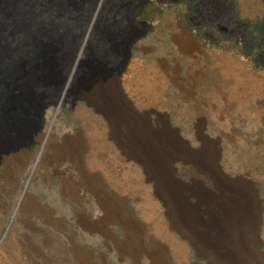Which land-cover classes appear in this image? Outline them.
<instances>
[{"label":"rangeland","instance_id":"obj_1","mask_svg":"<svg viewBox=\"0 0 264 264\" xmlns=\"http://www.w3.org/2000/svg\"><path fill=\"white\" fill-rule=\"evenodd\" d=\"M122 4L107 0L104 13ZM242 6L241 20H256ZM138 21L150 28L128 66L89 95L106 109L117 98V114L113 106L97 114L73 96L47 111L48 142L68 139L84 175L69 162L57 170L71 166L68 175H55L30 157H6L0 167V264H264V69L228 40L214 47L180 3L152 0ZM108 33L103 21L95 37ZM92 62L90 55L75 93Z\"/></svg>","mask_w":264,"mask_h":264},{"label":"water","instance_id":"obj_2","mask_svg":"<svg viewBox=\"0 0 264 264\" xmlns=\"http://www.w3.org/2000/svg\"><path fill=\"white\" fill-rule=\"evenodd\" d=\"M106 1L0 0V167L6 157L21 154L30 157L32 166L37 162L44 149L42 137L49 132L47 111L66 98L73 96V104L85 101L97 114L106 115V106L93 105L86 96L100 80L112 76L117 64L118 75L124 72L148 34L150 26L138 19L152 0H123L121 9L107 14ZM103 21L109 27L107 40L95 37ZM90 55L94 62L82 90L75 93ZM127 106L135 112L131 103ZM36 147L41 150L37 157L31 151ZM132 152L143 165L142 153ZM94 196L93 203L100 206Z\"/></svg>","mask_w":264,"mask_h":264},{"label":"flooded vegetation","instance_id":"obj_3","mask_svg":"<svg viewBox=\"0 0 264 264\" xmlns=\"http://www.w3.org/2000/svg\"><path fill=\"white\" fill-rule=\"evenodd\" d=\"M168 2L172 0H167ZM183 5L184 15L189 18L195 25L197 31L203 37L208 38L214 47L218 48L220 41L228 40L237 48L241 49L243 54L252 59L254 64L264 69V0H175ZM248 3L252 6V15L256 18L254 21H244L241 17L246 13V9L242 6ZM188 30L190 26L185 25ZM114 75L118 74V69L113 71ZM186 89L191 91L192 85L187 84ZM52 124L47 126L52 131L54 120L50 117ZM153 130H160V121H149ZM127 154L133 156L132 149L126 150ZM11 158V157H10ZM15 158H11L14 160ZM178 160H183L178 157ZM3 161L2 166L5 165ZM17 163V161H16ZM144 163V162H143ZM145 169V164L141 165ZM69 168V169H68ZM67 166L64 172L71 169ZM53 172V171H52ZM64 172L55 175H68ZM83 178V177H81ZM87 187L93 186L88 178H83ZM94 187V186H93ZM96 188V187H95ZM88 189V188H87ZM91 191V188H89Z\"/></svg>","mask_w":264,"mask_h":264},{"label":"bare ground","instance_id":"obj_4","mask_svg":"<svg viewBox=\"0 0 264 264\" xmlns=\"http://www.w3.org/2000/svg\"><path fill=\"white\" fill-rule=\"evenodd\" d=\"M190 40V39H189ZM186 50V49H185ZM188 54V53H187ZM225 64V63H224ZM227 65H228V63H227ZM222 67V66H221ZM224 68V67H223ZM224 76V75H223ZM253 82V81H252ZM257 82V81H256ZM254 83V82H253ZM258 84H259V82H258ZM260 85V84H259ZM255 86V85H254ZM249 87H250V85H249ZM252 89H254L253 87H251ZM256 89V88H255ZM111 95H112V93H111ZM112 96H115V94L113 93V95ZM86 98L89 100V102H90V96H86ZM99 98H100V101H102V100H104L105 102H106V100H108L107 98H108V96L106 97V95L104 94V96L103 95H100L99 96ZM106 99V100H105ZM92 101H94L93 99H92ZM113 101V103H111V102H109V104H108V102H107V104L109 105V108L107 107V109H106V112H108V110H110V106H113V104L114 105H116L117 104V98L115 99H113L112 100ZM104 102V103H105ZM91 103V102H90ZM118 105V104H117ZM112 109V108H111ZM117 107L115 106H113V109L111 110L112 112H114V113H116L117 112ZM117 114V113H116ZM133 124V123H132ZM52 131H49L48 133H47V135L46 136H44V137H42L43 138V140H44V149H43V152H44V150H46V151H49V150H51V156L50 157H45V154H43V152H42V154H41V156L38 158V160H37V162H35V163H33V167H35L37 164H39L40 163V165H42V166H47V165H49V164H52L51 166H53V168H54V170H53V172H55V173H58V168L60 167V165H62V163H64V162H69V163H71L72 164V166H74V170L79 174V176H83L84 174L82 173V165H81V160H80V156L79 155H77V153L74 151V149L72 150V151H70V147H72V143L71 142H69V141H65L64 142V145H62V146H58L57 144H58V142H56V140H53V139H51L49 142H48V140H49V138H50V136L52 135V133H51ZM62 141H63V139H61ZM137 148V147H136ZM49 153V152H48ZM79 156V157H78ZM15 158L14 160H16L17 161V163L18 164H22V161H23V159L24 158H26V157H28L27 155H23V154H21V155H15V156H11V158ZM15 161V162H16ZM67 172H70V171H67ZM86 179V178H85ZM84 181V180H83ZM86 183V182H85ZM95 194V193H94ZM99 204H100V206H99V208H101L102 210H106L105 209V206H103L102 204H101V202H100V199H99ZM27 210L26 211H31L32 210V208L31 207H27L26 208ZM104 212H106V211H104ZM110 214L112 215V216H114L115 217V220H116V223H120V224H122V227L124 228V223L123 222H121L120 221V218H119V214L115 211H113V209L110 211ZM129 226V225H128ZM85 230H87V228H85Z\"/></svg>","mask_w":264,"mask_h":264},{"label":"crops","instance_id":"obj_5","mask_svg":"<svg viewBox=\"0 0 264 264\" xmlns=\"http://www.w3.org/2000/svg\"><path fill=\"white\" fill-rule=\"evenodd\" d=\"M182 36V32L179 30V31H177L176 33H175V35H174V38L176 39V40H178L180 37ZM182 49V52H184L185 54H187L188 53V51L187 50H185V48L184 47H181ZM100 199V202L102 203L103 202V200L101 199V198H99ZM104 206V205H103ZM105 209H106V207H105ZM106 211V210H105ZM116 211V209L114 210V212ZM117 212V211H116Z\"/></svg>","mask_w":264,"mask_h":264}]
</instances>
